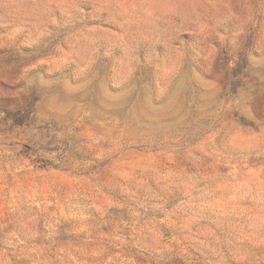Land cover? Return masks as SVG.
Masks as SVG:
<instances>
[{
    "label": "rangeland",
    "instance_id": "rangeland-1",
    "mask_svg": "<svg viewBox=\"0 0 264 264\" xmlns=\"http://www.w3.org/2000/svg\"><path fill=\"white\" fill-rule=\"evenodd\" d=\"M0 264H264V0H0Z\"/></svg>",
    "mask_w": 264,
    "mask_h": 264
}]
</instances>
